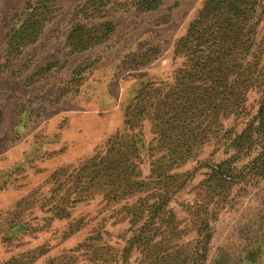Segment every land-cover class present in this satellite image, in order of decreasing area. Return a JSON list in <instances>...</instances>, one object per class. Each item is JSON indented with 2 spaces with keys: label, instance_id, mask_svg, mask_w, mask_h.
<instances>
[{
  "label": "rangeland",
  "instance_id": "374dc122",
  "mask_svg": "<svg viewBox=\"0 0 264 264\" xmlns=\"http://www.w3.org/2000/svg\"><path fill=\"white\" fill-rule=\"evenodd\" d=\"M208 1L0 0V111L5 113L0 118V171L24 151L25 142L9 145L10 136L32 105L44 113L41 122L51 120L50 131L66 115L95 116L98 123L87 126L94 128L88 129L74 167L99 152L105 156L106 145L116 134L122 138L114 146L113 158L122 154L125 162L122 177L98 182L89 201L74 205L69 216L51 222L48 231L0 241V264H264V180L240 177L226 202L210 205L207 218L201 207L208 203L202 184L209 168L234 154L227 147L228 138L241 134L259 108L258 83L251 84L234 113L225 104L207 113L193 107L175 109V116L190 125L187 143V133L178 137L172 127L157 128L169 120L160 103L183 104L203 91L202 82L178 79L194 66L195 45L183 43ZM254 23L253 46L243 58L251 72L260 75L264 0ZM79 27L82 31L74 33ZM108 27L112 32L101 42L71 53L69 37H101ZM20 36L22 42L28 38L34 43L11 56L9 46ZM183 47L191 51H182ZM41 68L53 70L42 99L35 96L39 84L23 86ZM71 80L74 87L69 90L74 94L53 105L55 88ZM244 88L246 84L238 86L240 91ZM87 91L95 96L83 98ZM97 96L106 100L107 110H101ZM221 98L215 95L218 102ZM248 161L250 157H245L237 165L239 174L244 175ZM23 177L16 176L15 184H26L27 190L43 181L42 176ZM103 189L104 200L95 194ZM139 214L145 219L128 222ZM36 215L40 222L43 216ZM204 221L212 233L208 243Z\"/></svg>",
  "mask_w": 264,
  "mask_h": 264
},
{
  "label": "trees",
  "instance_id": "16d2710c",
  "mask_svg": "<svg viewBox=\"0 0 264 264\" xmlns=\"http://www.w3.org/2000/svg\"><path fill=\"white\" fill-rule=\"evenodd\" d=\"M261 2L262 0H209L195 28L183 43L185 45H195L193 46L194 54L192 55L194 66L188 72H182L180 79H178L179 81L195 80L202 82L204 85V87H201L203 91L192 95L195 99H188L189 104L187 102L178 104L176 101L159 104L163 107V116L169 117V120L159 123L157 128L172 127L178 137L187 133V136H185L187 139L192 136L190 125H186V122L175 116V109L188 110V108L193 107L207 113L217 108L220 109L225 104L227 109H230L229 112L234 113L245 102V96L251 84L258 83L259 85L260 104L255 116L246 123V127L241 134L228 138L229 144L227 147L234 154L227 160L212 165L208 170L206 180L202 184V191L208 194L206 196L208 203L201 205L206 218L209 216L211 204L227 201L229 193L239 183L240 177L242 180L245 177H250L258 182L264 180V70L261 71L260 75H256V72L252 73L251 68L248 66L249 63H245L243 58V54L249 53L253 46L251 34L256 26L254 19L260 10ZM82 29V27H79L73 32L76 33V31H82ZM111 32V28L108 27L106 33L101 37L88 35L86 39H83L84 34L78 36L74 34L73 37L68 38V47L71 53L85 52L101 42ZM21 36H24V32L21 33ZM23 40L24 38L21 37L19 42H11V46H9L11 56L15 54L17 56L23 48L34 43L28 41V38L25 39L26 43L22 42ZM72 40L75 42L73 45ZM12 43H15V45ZM179 47L180 43L177 45V48ZM182 51L190 52L191 49L183 47ZM42 71L46 73L51 71V68ZM245 73L248 75L244 76ZM208 83L210 85L206 86ZM245 84L248 88L240 91L238 86ZM220 94L222 98L218 102L215 95ZM196 102L202 105L198 106ZM125 125H128V123L125 122ZM121 138L120 134H116L109 139L105 156L102 152H99L93 158L84 161L73 169L72 172H64L62 176L55 179L56 195L48 199V203L54 206L53 213L55 217L67 218L70 209L74 205L89 201L92 198L91 195L94 194L90 191L91 189H97L98 182L122 177L125 163L124 155L119 154L120 159L113 158L117 157V154H114V146ZM188 141L187 139L186 143ZM186 147L190 151L188 145H182V148ZM108 157L111 158L108 159ZM245 157H250V161L244 167V175H241L237 171V165ZM98 193L104 200L107 195L105 189L95 192L96 195ZM200 212L202 211L199 210L196 213ZM134 217L137 220H143L146 216L133 215L131 218H127L128 222L130 219L134 220ZM204 230L207 234L208 243V238L212 233L207 221H204Z\"/></svg>",
  "mask_w": 264,
  "mask_h": 264
},
{
  "label": "crops",
  "instance_id": "0c3cea01",
  "mask_svg": "<svg viewBox=\"0 0 264 264\" xmlns=\"http://www.w3.org/2000/svg\"><path fill=\"white\" fill-rule=\"evenodd\" d=\"M44 68L39 69L30 79L26 78L23 81V86L26 88L39 84L38 86L41 89L35 96L40 99L45 98L41 96L42 94H47L49 85L46 78L53 71L45 73L42 71ZM72 83L71 80V82L61 83L55 88L53 97L50 100L53 105L62 104L67 96L73 93L71 92L74 87ZM84 89H88L87 84ZM88 91L83 98L95 96L93 92ZM78 92L79 90H76V93ZM97 100L101 110L104 111L109 108L102 96H97ZM36 109L32 105L29 108L30 112H27V115L24 113V117L19 118L18 124L14 127L10 136L9 145L14 146L25 142L21 157L11 167L0 171V241L4 243L18 241L19 238L31 236L33 233L48 231L51 222L64 220L55 217L53 213L54 206L48 203V199L56 195L55 179L62 176L64 172H72L73 169L79 166L74 167L73 164L80 161L78 154L81 148L84 147L83 140L87 137L88 129L94 128H87V126L90 123L91 125L98 123L97 120L95 121V116H89L88 112H84L80 117H78V114H70L63 118V122L59 126L50 131L51 120L41 122L44 113L37 112ZM4 114L3 111H0V118ZM89 118L91 121H89ZM2 125L0 128L3 127ZM34 128L38 130H34ZM48 163L55 165L48 166ZM23 174V179H28L31 176H42L43 181L27 190L26 184H15L18 181L16 176ZM45 188H48L46 194L42 192ZM37 212L43 216L40 219L41 224H39ZM69 233L73 235L72 231H69Z\"/></svg>",
  "mask_w": 264,
  "mask_h": 264
}]
</instances>
